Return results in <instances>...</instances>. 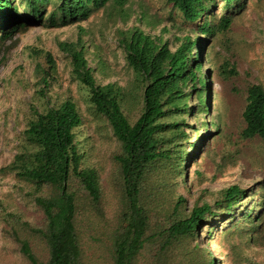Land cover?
<instances>
[{
    "label": "trees",
    "instance_id": "1",
    "mask_svg": "<svg viewBox=\"0 0 264 264\" xmlns=\"http://www.w3.org/2000/svg\"><path fill=\"white\" fill-rule=\"evenodd\" d=\"M13 1L0 0V37L24 27V18L44 28L62 27L86 20L107 4L117 7L125 2L23 0L24 17ZM214 3L164 0V19L169 25L193 32L192 38L185 34L174 49L168 39L144 32L138 25L123 29L124 12L107 16L133 73V93L114 82L96 81L79 36L57 43L68 59L71 78L86 93V105L104 120L117 145L111 154L116 172L108 179L95 164L93 143L82 128L75 102L69 96L51 101L47 95L55 64L45 52L44 66L34 71L41 86L32 96L19 152L8 165L25 184V192L43 218V226L33 231L44 254L37 256L26 239L12 234L26 263L260 264L247 252L260 241L264 196L255 201L257 187L231 182L211 193L199 190L190 205L186 202L191 190V183L185 182L187 160L210 150L209 138L219 132L220 110L226 105L221 100L232 92L243 100L238 139L264 144V88L246 83L237 92L232 84L237 72L230 63L224 62L218 71L200 70L205 37L221 35L231 22L230 14L211 11ZM234 4L236 0H223L225 9ZM139 6L142 14L136 19L149 20L146 5L141 2ZM207 80L221 85L216 93L219 111L209 118L204 117L209 114ZM188 117L201 119L195 126L186 123ZM190 135H196L190 143L179 144ZM230 155L222 152L219 163L225 165ZM72 180L79 188L72 187ZM216 219L221 225L218 232ZM199 231L214 240L210 242L217 258L198 241Z\"/></svg>",
    "mask_w": 264,
    "mask_h": 264
},
{
    "label": "rangeland",
    "instance_id": "2",
    "mask_svg": "<svg viewBox=\"0 0 264 264\" xmlns=\"http://www.w3.org/2000/svg\"><path fill=\"white\" fill-rule=\"evenodd\" d=\"M141 2L147 7L149 20L143 16L140 21L136 19L137 15L142 14L139 6ZM13 3L20 14L26 15L23 0H14ZM51 3L50 1L46 5L47 9L51 8ZM166 10L164 0H125L117 7L107 4L86 20L62 27L44 28L38 22L24 18V27L10 32L6 37H0V264H28L18 252L13 233L26 239L36 255L44 254V246L33 231L43 226L41 210L25 192V184L15 176L8 165L13 155L19 152L20 132L28 116L34 91L41 86L34 71L35 68L44 66L45 52L50 53L55 64L54 80L49 83L47 95L51 101L69 96L75 102L81 113L82 128L93 143L95 164L108 179V176L116 172L111 154L115 152L117 145L106 130L104 120L86 105V93L71 78L68 59L58 49L57 43L74 41L79 36L86 49L87 63L94 68L96 81L100 84L114 82L122 86L128 94L133 93V73L124 61L118 41L119 35L115 34L107 16H117L124 12L127 16L123 29L138 25L144 32L168 39L170 49H174L185 34L192 38L193 32L171 27L164 19ZM211 11L219 15L230 14L231 22L221 35L205 37L207 43L199 59L201 72L218 71L224 62L230 63L237 72L232 81L237 92L241 93L246 83H258L264 88V0H236V4L228 9L223 7V0H215ZM120 22L115 20L117 24H121ZM95 52L99 53L98 57L94 55ZM207 84L209 114L205 115V118L214 116L219 111L220 100L216 93L221 89V85L215 80H207ZM229 96L228 99L221 100L226 102V105L220 110L219 132L209 138L210 150L201 152L193 161L187 160L185 165V182L191 183V190L190 195H185L183 190L180 192L187 197L188 205L199 190L211 193L231 182L243 187H257L255 201L260 195L264 196V144L257 139H238L243 100L240 94L235 95L232 92ZM194 102L195 100L189 101L190 105ZM200 119L188 117L186 123L196 126ZM184 129L188 134V127ZM195 136L190 135L178 142L185 145ZM222 152L231 154L228 158L230 160H224L225 165L219 163ZM71 184L77 189L75 181L72 180ZM260 187L263 188L259 190ZM43 192L45 193V190ZM260 218V241L247 252L248 257L256 263L264 264L263 210ZM215 227L217 232L221 230L219 219H216ZM197 235L198 241L217 258L215 247L211 246L210 242L213 239L209 240L201 231ZM240 243L244 245L243 241Z\"/></svg>",
    "mask_w": 264,
    "mask_h": 264
}]
</instances>
